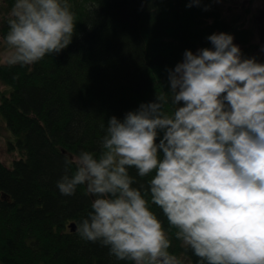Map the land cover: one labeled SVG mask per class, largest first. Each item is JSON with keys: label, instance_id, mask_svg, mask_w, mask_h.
Segmentation results:
<instances>
[{"label": "clouds", "instance_id": "obj_1", "mask_svg": "<svg viewBox=\"0 0 264 264\" xmlns=\"http://www.w3.org/2000/svg\"><path fill=\"white\" fill-rule=\"evenodd\" d=\"M7 25L8 66L58 55L76 34L69 0H13ZM207 40L212 47L186 50L166 69L167 94L108 120L99 153L65 158L60 193L71 196L84 185L93 197L78 235L117 260L183 264L170 251L175 229L180 247L198 264H264V63L246 58L232 34ZM133 168L150 177L147 188L133 186Z\"/></svg>", "mask_w": 264, "mask_h": 264}, {"label": "trees", "instance_id": "obj_2", "mask_svg": "<svg viewBox=\"0 0 264 264\" xmlns=\"http://www.w3.org/2000/svg\"><path fill=\"white\" fill-rule=\"evenodd\" d=\"M1 1L9 12L13 0ZM69 2L76 34L60 54L23 67L8 66L0 56V121L14 135L9 148L19 153L10 165L0 159V264H132L78 235L93 197L84 185L74 195L60 193L65 158L81 150L99 153L108 120H122L167 94L166 69L181 62L186 50L212 47L208 36L226 31L246 58L251 53L252 29L228 20L213 0L199 7H188L189 0ZM7 19L6 13L0 18V39ZM165 110L173 111L170 96ZM74 171L72 165L69 174ZM130 175L134 187H148L150 177H139L134 168ZM150 207L168 229L161 209ZM175 231L169 232L170 251L198 264Z\"/></svg>", "mask_w": 264, "mask_h": 264}, {"label": "rangeland", "instance_id": "obj_3", "mask_svg": "<svg viewBox=\"0 0 264 264\" xmlns=\"http://www.w3.org/2000/svg\"><path fill=\"white\" fill-rule=\"evenodd\" d=\"M1 3L0 0V18L5 13H9L1 7ZM214 3L228 20H234L252 29V49L247 58L256 57L259 62L264 63V50H262L264 49V0H219V2ZM234 43L239 45L235 39ZM197 50L195 49L193 52ZM4 52L5 46L3 40L0 39V56L3 61L5 60ZM1 86L4 88V85L1 84ZM10 139L13 140L14 135L2 119L0 121V159L8 165L11 164L14 158L19 156L16 150L9 148L8 141ZM182 261L183 264H191L185 256H182Z\"/></svg>", "mask_w": 264, "mask_h": 264}, {"label": "water", "instance_id": "obj_4", "mask_svg": "<svg viewBox=\"0 0 264 264\" xmlns=\"http://www.w3.org/2000/svg\"><path fill=\"white\" fill-rule=\"evenodd\" d=\"M70 228H71V230H75L76 224L74 222L70 223Z\"/></svg>", "mask_w": 264, "mask_h": 264}]
</instances>
